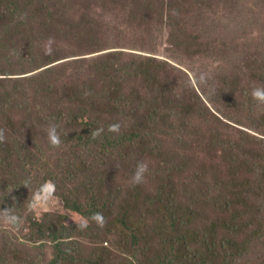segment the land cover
I'll use <instances>...</instances> for the list:
<instances>
[{"label":"rangeland","instance_id":"374dc122","mask_svg":"<svg viewBox=\"0 0 264 264\" xmlns=\"http://www.w3.org/2000/svg\"><path fill=\"white\" fill-rule=\"evenodd\" d=\"M101 1L71 0L66 5L69 7L67 11L64 6L60 7L64 13L60 19L66 30L58 36L53 35V30L46 29L40 33L35 30L41 48L35 54L23 49L24 46L19 51L11 48L12 45H4L5 38L0 37V47L4 49L0 65L15 70L14 77H31V81L28 79L24 83L29 89L43 84L46 78L59 86L65 82L79 84L82 81L96 88L109 85L113 83L112 80L104 76L100 69L106 60L99 58L102 55H108L107 61L121 67L114 80V84L119 83L120 87L112 98L123 102L118 106L120 113L104 114L106 108L103 109L101 103L105 98H101L97 90L87 98L86 103L94 117L105 119L96 124L100 126L99 130L103 123L118 124L119 130L100 131L92 142L83 139L82 143L87 142L83 146H73L70 144L72 142H66L65 146V140L58 146H51L48 141L42 142L44 152L39 153L40 162H46V167L50 168H47L48 172L56 177V180L47 181L54 184L55 191L37 207L27 208V218L35 214L36 218L47 221L45 215L51 214L54 219L63 215L66 225L88 223V218L65 206L61 196L63 186L71 184L80 190L82 186L97 184L102 179L101 194L97 196L101 202L97 206L98 213L103 216V213L111 211L113 215L102 222L97 221L96 225L103 230L111 229L113 234L109 237L111 241L115 240L117 247L112 250L121 254L117 234L122 230V222L114 219L121 215V205L126 201L132 206L135 196L140 194L144 202L139 208L134 207L136 210L131 213L135 230L142 231L163 222L165 215L157 209L156 202L150 200L151 196L159 193H163L165 198L178 196L176 203L182 201L184 207L193 204L197 211L195 215L192 214V218L196 217L193 226L205 229L213 220L226 215V211L216 206L215 201L206 194L198 195L207 189L208 184L214 183L215 174L232 178L239 177V174L240 177L247 176L243 168H239L241 161L234 160L237 152L241 151L236 145L232 147L228 139L235 143L239 130H249L250 140L259 139L243 146V156L250 158L251 152L246 151L252 149L264 151V127H260L262 133L251 128L259 126L258 120L263 114L260 111L264 109L256 104L257 99L244 96L246 91L241 81L245 83L247 78L240 76L235 68V63L240 59L238 54L244 50L246 41L262 44V47L259 45V59L264 56V0H109L106 6L101 5ZM147 3H150L148 8ZM1 5L0 2V10ZM174 20H178V27L182 28V46L171 42ZM50 56L53 59L46 65ZM147 56L173 63L167 65L171 71L169 79L163 76V71L159 73L158 83L161 87L151 82L145 86L140 76H132L131 69L136 64H132V60L139 61ZM251 59L247 58L246 64H250ZM227 68L231 75H239L240 84L232 97L221 95ZM164 86H168V94L177 99L175 103L179 106L175 110L184 112L174 118L175 122L165 123L160 116L155 121H148L151 106L146 100L152 101L153 95L161 94L162 88L166 89ZM255 86L259 85L249 84L248 90ZM135 91L142 98L134 96L135 100L129 99L128 94ZM131 106L136 108L138 115L128 121L123 115L132 109ZM22 115L20 111L17 119ZM178 123L182 127H177ZM247 123L251 125L250 129ZM72 128L65 127L67 137L71 136ZM139 161L148 164V171L142 183L134 184L131 177ZM251 163L255 165L252 159ZM235 170L239 173L235 174ZM41 174L43 177L46 175ZM253 191L249 204H245V217L236 222V226L242 228L239 239L245 247L232 246L233 252L247 248L243 255L237 256L236 264H264V193L254 194ZM40 195L48 194L40 192ZM160 214L162 219L158 220ZM112 222H118L119 226L113 227ZM25 223H30V220L22 221L17 226L5 222L0 227L7 228L11 236L18 234L24 237L25 228L22 226ZM78 230L74 235L78 244L76 248L81 247L80 255L77 256L76 248L71 251L76 255L74 264H83L82 258L89 257L87 251L100 245V242H96L89 233H79ZM82 231L88 232L83 228ZM2 234H5L4 229H0V240ZM107 243L103 242L104 245ZM110 244L109 241L108 246ZM15 245L20 248L23 259L28 258L36 264H48L55 254L52 245L44 247L40 241L21 239ZM21 261L16 262L20 264ZM118 261L116 259V264Z\"/></svg>","mask_w":264,"mask_h":264},{"label":"trees","instance_id":"16d2710c","mask_svg":"<svg viewBox=\"0 0 264 264\" xmlns=\"http://www.w3.org/2000/svg\"><path fill=\"white\" fill-rule=\"evenodd\" d=\"M70 1L0 0L2 4L0 37L5 38L3 39L4 45H12L11 48L15 47L19 51L24 46L23 49L31 54L40 52L39 36L35 30L38 33L46 29L48 31L53 30L54 36L61 35L62 31L66 30L63 21L60 19L64 17L61 8L64 6L63 8L67 11L69 7L66 5ZM89 1L98 3L99 0ZM108 1L102 0L99 3L106 6ZM149 6L150 3H147V8ZM176 10L174 8L175 14H177ZM178 25V20H174L171 42L176 46H182L180 41L182 28ZM163 29L165 30L166 27ZM87 32L90 33V31ZM259 45L246 41L244 50L238 54L240 59L238 63H235L239 75L247 78L245 83L241 81V86L246 91L244 96H248L249 99L253 97L251 93L254 88L264 89V56L259 59ZM260 46L262 47V44ZM3 50L1 46L0 57ZM102 56L99 58L106 59L100 68L102 74L109 76L113 83L100 88H96L91 83L85 84L83 81L79 84L65 82L59 86L46 78L47 81L43 84L35 86L34 89H29L24 83L28 79L31 81V77H14L15 70L0 65V225L5 224L2 215L5 209L15 214L19 223L27 219L30 220V223H25L22 226L25 228L24 237H20L18 234L11 236L7 228L0 227L1 230L4 229L5 231L0 240V264H19L16 261L20 260H22L20 264H36L33 260L22 258L20 248H16L15 245L16 241L21 239L40 241L44 247L52 245L55 248V254L48 264H74L73 260L76 255L71 250L78 245L74 235L77 228L79 233H89L96 242H100V245L87 251L89 257L82 258L83 264L86 262L87 264H116V259H119L118 264H236L237 256L243 255L247 250V248H243L237 249L236 253L233 252L234 247L232 246L245 247V244L239 239L242 228L237 227L236 222L245 217L246 213L243 211L245 204H249L253 189L254 194L264 193V151L252 149L246 151V153L251 152L250 158L243 156V146L252 144L259 139L256 137V140H250L251 132L249 130H239L240 134L235 143L228 139V143L232 147L236 145L238 151H241L240 153L237 152L234 160L241 161L239 168H243L247 176L240 177L239 174V177L234 176L232 178L221 173L215 174L214 183L208 184L207 189L198 195L199 197L206 194L209 199L212 198L215 201L216 206L226 211V215L213 220L211 225L205 229L193 226V220L196 217L192 218V214L197 213L193 204L184 207V202L176 203L175 199L178 196L173 195V197L165 198L163 193H159L151 196L150 200L156 202L157 209L165 215L163 222L150 225L142 231L135 230V222L132 224L131 213L136 210L134 207L139 208L144 205L140 194H137L133 201L134 205L131 206L126 201V204L121 205V215L114 219L122 222V230L120 234H117V237L120 238V243H117L118 249L122 252L119 254V252L112 250L117 247L115 240L111 241L109 237L110 234H113L111 229L103 230L96 225L97 221L92 219L93 214L99 212L97 206L101 202L99 203L97 196L101 194L102 183H104L102 179L97 184L84 185L80 190L75 185L73 187L71 184H65L63 186L64 191L61 193L65 206L69 210L76 212L81 217L88 218L87 227L83 228L88 232L82 231V228L79 227L81 223L66 225L63 215L54 219L51 218V214H46L45 220L47 219V221L36 218L35 214L33 217L28 216L27 218V208L34 195L45 182L56 178L52 172H48L50 168L46 167L47 163L40 162L39 153L44 152L41 148L42 142L48 141L45 129L50 124H56L61 133V141L65 140L63 143L65 146L70 142L73 146H83L84 143H87H82L83 139L94 141L96 139L94 136L100 127L96 124L105 120L94 117L92 111L90 112L91 107L86 105L87 98L93 96L95 90L99 92L101 98H105L102 99L101 103L103 109L106 108L104 114L117 111L120 113L121 109L118 106L122 101L112 100V98H114L117 88L120 87L119 83L114 84V80L121 67L112 61H107L108 55ZM247 58H252L250 64H246ZM52 59L53 57L50 56L45 64H50ZM133 62L136 64L131 69L133 71L132 76H140V81L145 86L151 82L154 86L161 87L158 83V76L161 71H163L165 78L171 76V71L167 65L173 63L169 60L165 59L163 62L154 56H147L139 61L132 60V64ZM225 72L227 78L222 81L223 91L221 95L228 94L232 97L237 91L238 84H240L239 75H231L229 68ZM89 73L92 72L89 71ZM31 76L36 77V75ZM90 77L91 74L88 78ZM251 83H256L259 86L251 87L248 90ZM164 88L166 89L162 88L161 94L153 95L152 101L146 100L151 106L148 121H155L160 116L165 123L168 121L175 122L174 118L179 117L182 112L175 110L179 106L175 103L177 99L171 93L168 94V86H164ZM134 96L142 98L136 91L128 94V98L131 100H135ZM18 100L21 102L17 103ZM256 104L264 109V101L257 100ZM89 105L92 106V104ZM216 109L222 112L220 109ZM20 111L21 114L23 113L22 118L17 119V114ZM260 113L263 114L258 120V127H252L247 123L249 129L251 126L255 132L259 133L261 132L260 127H264V110ZM137 115L136 108L132 107L123 116L129 121ZM102 125V131L109 129L108 123ZM71 126L73 127L71 131L69 130L71 136L67 137L64 129ZM177 127H182V125L178 123ZM99 135L100 133L96 134V136ZM71 139L72 141H70ZM49 145L51 144L49 143ZM251 159L255 161V165L251 163ZM41 170L43 171L41 172ZM234 172H236L235 174L239 173L238 170ZM41 173L46 175L43 177ZM98 174L101 178V172ZM111 215H113L111 211L103 213V220L110 218ZM160 219H162V214L158 217V220ZM112 226L117 227L119 224L112 222ZM103 233L106 234L105 237H103ZM220 234L227 235L221 236ZM105 241L108 243L110 241V246L108 243L104 245L103 242ZM75 250L78 251L77 256H79L81 247ZM92 256H95V259H92Z\"/></svg>","mask_w":264,"mask_h":264},{"label":"clouds","instance_id":"9594fccd","mask_svg":"<svg viewBox=\"0 0 264 264\" xmlns=\"http://www.w3.org/2000/svg\"><path fill=\"white\" fill-rule=\"evenodd\" d=\"M251 94L254 99H257L259 101H264V89L254 88ZM109 130L118 131L119 125L118 124L110 125ZM100 131H102V129L97 130L96 134H99ZM45 132L47 135L48 142L52 146H58L61 143V133L58 131V126L56 124H50L45 129ZM147 171H148V164L146 162L144 161L137 162L135 171L131 177L132 183L134 184L142 183L145 178V173ZM54 191H55L54 184H52L51 182H45V184L41 186V189L38 191V193L34 195V198L30 202L29 207L30 208L37 207L42 203V201L47 200L50 197V195L54 193ZM40 192L47 193L48 195L41 196ZM2 215L6 223L14 226L18 225L19 223L18 217L15 214H13L10 210L5 209ZM92 219L102 222L103 216L101 213H94ZM79 227L81 228L87 227V223L86 222L81 223Z\"/></svg>","mask_w":264,"mask_h":264}]
</instances>
